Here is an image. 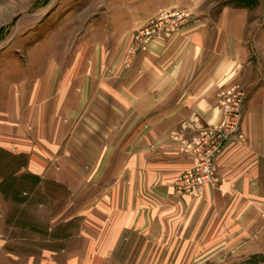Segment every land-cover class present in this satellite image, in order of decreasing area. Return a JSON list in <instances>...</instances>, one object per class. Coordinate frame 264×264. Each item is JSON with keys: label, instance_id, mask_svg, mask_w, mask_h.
<instances>
[{"label": "crops", "instance_id": "obj_1", "mask_svg": "<svg viewBox=\"0 0 264 264\" xmlns=\"http://www.w3.org/2000/svg\"><path fill=\"white\" fill-rule=\"evenodd\" d=\"M206 1L122 0L95 31L68 18L47 41L25 31L0 46V148L65 214L47 235L0 221V264H264V0ZM33 2L0 0L2 19ZM174 9L189 12L180 28L123 66L133 30ZM234 89L241 137L199 196L178 194L190 146Z\"/></svg>", "mask_w": 264, "mask_h": 264}, {"label": "rangeland", "instance_id": "obj_2", "mask_svg": "<svg viewBox=\"0 0 264 264\" xmlns=\"http://www.w3.org/2000/svg\"><path fill=\"white\" fill-rule=\"evenodd\" d=\"M122 0H34L32 4L21 5L19 11L12 15V19L3 20L7 16L6 6H0V46H5L9 51L12 49V36L18 32L22 35L26 31L27 39L24 40L26 44L33 42L38 38H43L47 41L51 34L57 29H67L69 26V19H76L77 30L84 31L85 29L97 30L102 19L107 18L111 22L119 19L120 16L118 8L121 7ZM131 2V0H128ZM215 0H207L206 7L212 5ZM218 4L225 3L229 0H218ZM209 8V7H208ZM37 14L35 19L21 20V13ZM168 15L166 20L157 23V27L146 28L149 19L139 27L133 30L131 38L126 45L122 54L121 63L123 66H128L136 52L146 50L147 43L153 38L166 39L172 32L178 30L189 12L181 9L166 10L156 14ZM151 17V18H153ZM24 18V16H23ZM106 19V20H107ZM92 23V25H88ZM105 22H103L104 27ZM19 26V27H18ZM114 26V24H113ZM18 27V31H16ZM135 30H140L141 36L137 39L132 35ZM10 31H12L10 33ZM170 33L168 36L166 33ZM167 36V37H166ZM44 41V42H45ZM129 44H132V51L126 52ZM4 51V50H3ZM16 61L21 64L23 61L22 54L17 52ZM126 59V62L124 61ZM5 66V60H0V71ZM234 91L243 94L241 90L234 89ZM228 92V91H227ZM226 94V93H225ZM222 101V99H221ZM220 101V105H221ZM241 120V117H240ZM240 124V121H239ZM20 171L19 159L13 158L0 148V221L14 222L15 224H26L28 232L49 234L50 226L53 222L62 219L65 214H59L58 210L62 207L63 202L60 197L52 199L46 196L51 192V186L44 182H37L33 178H27L18 175ZM46 192V194H45ZM3 194H5L3 196ZM59 217V218H58ZM25 226V225H23ZM16 231V232H14ZM21 230L19 227L8 232L10 235L18 234ZM41 245V244H39Z\"/></svg>", "mask_w": 264, "mask_h": 264}, {"label": "built area", "instance_id": "obj_3", "mask_svg": "<svg viewBox=\"0 0 264 264\" xmlns=\"http://www.w3.org/2000/svg\"><path fill=\"white\" fill-rule=\"evenodd\" d=\"M165 17L160 14L150 18L146 28H152L153 30L157 27V23L166 20ZM141 33L140 30H135L132 38L137 39L141 36ZM169 34V32L166 33L167 36ZM132 47V44H129L126 52L130 51ZM124 61L126 62V59ZM241 95L234 90L226 92V97L221 101L222 116L219 122L200 129L197 139L190 146L193 164L182 171L175 179V191L178 194L199 196L201 189L213 182L216 156L231 137H241L238 133L241 117Z\"/></svg>", "mask_w": 264, "mask_h": 264}, {"label": "trees", "instance_id": "obj_4", "mask_svg": "<svg viewBox=\"0 0 264 264\" xmlns=\"http://www.w3.org/2000/svg\"><path fill=\"white\" fill-rule=\"evenodd\" d=\"M227 2H231L233 5L238 6V7H253L255 4H257V0H229ZM25 177L32 178L30 176H25ZM4 195L5 194H3V196Z\"/></svg>", "mask_w": 264, "mask_h": 264}]
</instances>
